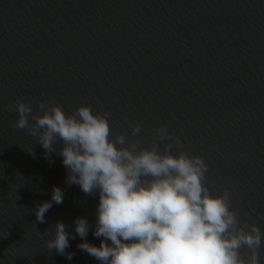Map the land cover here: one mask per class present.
I'll list each match as a JSON object with an SVG mask.
<instances>
[{
  "label": "water",
  "instance_id": "obj_1",
  "mask_svg": "<svg viewBox=\"0 0 264 264\" xmlns=\"http://www.w3.org/2000/svg\"><path fill=\"white\" fill-rule=\"evenodd\" d=\"M17 99L34 114L40 100L107 110L113 134L140 123L144 146L164 124L205 158L209 188L230 190L232 208L264 232V0H0V264H100L77 247L74 223L87 218L99 246V192L66 183L62 141L45 158L11 126ZM54 186L63 203L40 223L35 206ZM57 221L71 260L46 247Z\"/></svg>",
  "mask_w": 264,
  "mask_h": 264
},
{
  "label": "clouds",
  "instance_id": "obj_2",
  "mask_svg": "<svg viewBox=\"0 0 264 264\" xmlns=\"http://www.w3.org/2000/svg\"><path fill=\"white\" fill-rule=\"evenodd\" d=\"M35 107L34 114L32 103H10L9 110L18 114L11 126L36 137L45 158L62 141L58 152L66 183L88 196L99 192L93 236L100 244L87 241L91 225L77 217L81 251L100 264H261L264 232L232 208L230 190L209 188L205 158L184 150L180 135L161 124L144 146L140 123L130 125V136L113 134L107 110L94 112L90 104H80L68 114L44 100ZM63 198L54 186L51 200L35 206L36 220L44 223L45 214ZM67 227L57 221L46 247L71 260ZM242 249L248 250L247 258Z\"/></svg>",
  "mask_w": 264,
  "mask_h": 264
}]
</instances>
